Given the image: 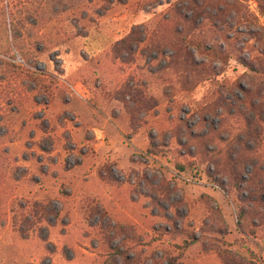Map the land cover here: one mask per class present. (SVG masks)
<instances>
[{
	"label": "rangeland",
	"instance_id": "1",
	"mask_svg": "<svg viewBox=\"0 0 264 264\" xmlns=\"http://www.w3.org/2000/svg\"><path fill=\"white\" fill-rule=\"evenodd\" d=\"M260 181L264 0H0V264H264Z\"/></svg>",
	"mask_w": 264,
	"mask_h": 264
},
{
	"label": "trees",
	"instance_id": "2",
	"mask_svg": "<svg viewBox=\"0 0 264 264\" xmlns=\"http://www.w3.org/2000/svg\"><path fill=\"white\" fill-rule=\"evenodd\" d=\"M249 161H250V160H249ZM237 162H239V160H237ZM181 167H184V166H181ZM254 175H255V174H254ZM249 181H250V182L252 181L253 184L255 183V182L253 181V178H252V179H249ZM249 181H248V182H249ZM259 183L261 184L260 187H261V191H262L264 185L262 184L261 181H260ZM260 184H259V185H260ZM263 192H264V191H263ZM255 193H256L257 195H260L259 192H255ZM257 195H256V196H257ZM253 199H254V198H253ZM236 259H237V255H233L232 260H236Z\"/></svg>",
	"mask_w": 264,
	"mask_h": 264
}]
</instances>
